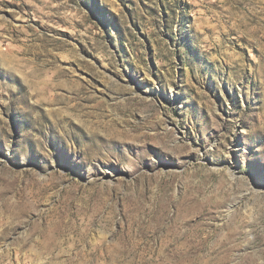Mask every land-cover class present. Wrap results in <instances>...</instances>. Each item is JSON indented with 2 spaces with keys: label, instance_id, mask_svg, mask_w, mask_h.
<instances>
[{
  "label": "rangeland",
  "instance_id": "obj_1",
  "mask_svg": "<svg viewBox=\"0 0 264 264\" xmlns=\"http://www.w3.org/2000/svg\"><path fill=\"white\" fill-rule=\"evenodd\" d=\"M0 264H264V0H0Z\"/></svg>",
  "mask_w": 264,
  "mask_h": 264
}]
</instances>
